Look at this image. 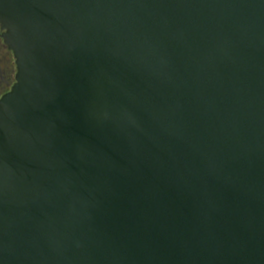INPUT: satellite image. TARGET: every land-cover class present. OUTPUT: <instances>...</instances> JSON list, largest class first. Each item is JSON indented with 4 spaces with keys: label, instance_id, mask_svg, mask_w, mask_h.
<instances>
[{
    "label": "water",
    "instance_id": "95a60500",
    "mask_svg": "<svg viewBox=\"0 0 264 264\" xmlns=\"http://www.w3.org/2000/svg\"><path fill=\"white\" fill-rule=\"evenodd\" d=\"M0 264H264V0H0Z\"/></svg>",
    "mask_w": 264,
    "mask_h": 264
},
{
    "label": "flooded vegetation",
    "instance_id": "af4514ba",
    "mask_svg": "<svg viewBox=\"0 0 264 264\" xmlns=\"http://www.w3.org/2000/svg\"><path fill=\"white\" fill-rule=\"evenodd\" d=\"M5 30L0 25V95L9 92L16 83L17 64L14 52L9 49L3 34Z\"/></svg>",
    "mask_w": 264,
    "mask_h": 264
}]
</instances>
